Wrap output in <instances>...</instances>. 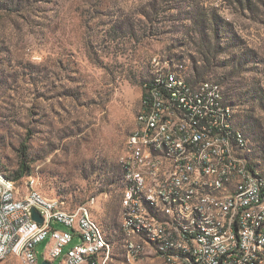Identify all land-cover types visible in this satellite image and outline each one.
Segmentation results:
<instances>
[{
  "label": "rangeland",
  "instance_id": "374dc122",
  "mask_svg": "<svg viewBox=\"0 0 264 264\" xmlns=\"http://www.w3.org/2000/svg\"><path fill=\"white\" fill-rule=\"evenodd\" d=\"M167 63L220 86L250 149L240 154L264 175V0H0V174L21 196L33 180L66 210L90 202L106 264H164L124 235L121 202L143 85ZM24 141L30 174L14 180ZM49 243L36 248L41 264ZM129 243L142 247L131 260Z\"/></svg>",
  "mask_w": 264,
  "mask_h": 264
},
{
  "label": "bare ground",
  "instance_id": "6f19581e",
  "mask_svg": "<svg viewBox=\"0 0 264 264\" xmlns=\"http://www.w3.org/2000/svg\"><path fill=\"white\" fill-rule=\"evenodd\" d=\"M167 81L171 82L173 93H180V85L186 83L171 69L169 63L156 70L153 88L163 87ZM210 92H217L218 97L216 105H211L212 116L220 119L219 128L223 132V137L230 141V143L221 142L222 154L233 155L234 149L239 158L247 164L248 172H243V164L240 160H233L231 164L222 162L221 155L211 156V168H221L223 176H216L215 182L201 185L200 194H193V202H201V195L213 196L210 204H201V210H196L195 206L185 208L179 202V196L163 193H156L154 196L151 192H140L142 203L138 206V216L145 217V223L133 214H125L123 228H132V234L142 238L143 243H148L164 264H188L194 261L195 253H201V247L232 245L234 228L243 214L246 197L258 190V181L264 183V175L252 169L240 154V152H249L250 149L242 133L233 128L231 112L223 104L220 88L210 85ZM146 99H149V95ZM154 105H157V98H150V103L144 105L142 122L141 118H137L136 131L132 133V140H129L132 151L129 168L136 172V177L146 178V188H155L158 181L176 182L178 170H173L174 160L171 159L188 156L193 148L191 128H185V124H180L179 114L163 112L162 117L157 121ZM150 129H153L151 133ZM165 129L170 140L154 145L148 150L149 133L151 141H158L165 137ZM180 136H182V147L175 149L176 144H180ZM130 169H126V195H134ZM188 172H196V165H188ZM240 183L246 184L241 186ZM135 188H142V181H135ZM0 190H4L2 181H0ZM40 196L46 202H56L44 198L41 194ZM123 204L124 198L122 208ZM85 219L92 229L88 230V237L100 240L96 242V249H103L96 264H106L109 245L103 230L92 218L90 209L85 211ZM76 223L84 224V214H76ZM159 224L164 225V232L169 239L160 235ZM263 230L264 221H254L253 233L249 236V255L258 257L263 262L255 263V258H241L236 260L235 264H264V233H260ZM7 236L8 227H3V221H0V251H4L8 244ZM186 236H189V239ZM133 237L135 236H130L129 239ZM128 247L129 255L135 254V258L142 248L134 246L133 243H129Z\"/></svg>",
  "mask_w": 264,
  "mask_h": 264
},
{
  "label": "built area",
  "instance_id": "2783aa9c",
  "mask_svg": "<svg viewBox=\"0 0 264 264\" xmlns=\"http://www.w3.org/2000/svg\"><path fill=\"white\" fill-rule=\"evenodd\" d=\"M210 85H217L212 81H203L198 85L185 83L180 85V93L172 92V84L167 81L163 87H143V92H149V99L142 102L137 118H141L144 105L150 103V98H157L155 118L157 121L163 112H176L180 116V124L185 128H191L193 133V148L188 156H181L174 160L173 170H178L176 182L165 183L158 181L155 188H146V178L136 177V172L129 168V158L132 151L127 141L128 155L122 159V166L131 171V184L134 195H126L123 204V216L133 214L134 217L145 223V217L138 216L140 192H151L165 195L179 196V202L188 206H195L201 210V204H210L213 196L201 195V202H193V194H200V187L205 183L215 182L216 176H223L222 169L211 168V156L221 155L222 162L233 164V160H240L243 164V172H248L247 164L239 158L233 149V155H223L221 142L230 141L223 137L219 128V120L212 116L211 105L218 101L217 92H210ZM153 129H150V133ZM150 133L147 139V147L166 143L170 140L165 129V137L161 140L151 141ZM140 142V140H138ZM182 147L180 144L175 149ZM188 165H196V172H188ZM167 175V174H166ZM250 176V175H249ZM135 181H142V188H135ZM32 181L28 185V191L21 196L15 182L4 183V190H0V221L3 227H8V244L4 251H0V259L17 256L23 264H41L37 254V246L50 238V243L44 255V261L54 263L63 254L64 248L70 245L76 237L81 238V243L73 246L64 256L62 264H96L101 257L103 249H96L95 237H88V230H92L85 219V211L90 209V202L73 210H66L63 203L46 202L40 196V191L33 188ZM241 186L246 183H240ZM264 183L258 181V190L251 196L246 197L244 211L238 224L234 228L232 245L228 247H201V253H195V259L188 264H235L241 258H255V263L263 262L258 257L249 255V236L253 233L254 221H264ZM35 209L43 219L38 223L32 219L30 210ZM76 214H84V224L76 223ZM67 226V230L54 228L53 223ZM160 235H168L164 232V225L159 224ZM127 238L136 236L132 234V228L122 229ZM260 233H264L260 231ZM189 239V236H186ZM165 255V254H164ZM167 256V255H166ZM128 260L134 259L135 254L126 255ZM171 258V256H167Z\"/></svg>",
  "mask_w": 264,
  "mask_h": 264
},
{
  "label": "trees",
  "instance_id": "16d2710c",
  "mask_svg": "<svg viewBox=\"0 0 264 264\" xmlns=\"http://www.w3.org/2000/svg\"><path fill=\"white\" fill-rule=\"evenodd\" d=\"M170 65V64H169ZM170 67H171V69L179 76V77H181V78H183L184 80H185V82L186 83H190V84H192V85H195V83H196V80H199L202 76H203V73L200 75L199 74V76H198V78H196V79H191V80H188V79H186L185 78V76L184 75H182V73L181 72H179V71H177V69H175V68H173L171 65H170ZM154 83H155V76L151 79V80H149L148 82H146L144 85H146V87H148V88H153V85H154ZM144 85H143V87H144ZM216 86H218L219 88H220V86L219 85H216ZM220 90H221V88H220ZM222 92V91H221ZM147 95H149V92H143V98H142V102H144L145 101V99H146V97H147ZM25 142L26 141H24L23 143H22V145H21V148L19 149V156H20V159L22 160L21 162H20V166H19V168H18V170H17V176L16 177H14V180H18V179H20V178H22L23 176H25V175H28V174H30V168H29V166L26 164V163H24V160L27 158V146L25 145ZM122 170H123V184H124V189H123V197H122V200H123V198H124V196H125V192H126V186H127V183H126V169H125V167H123L122 166ZM1 171V170H0ZM0 173H2V171L0 172ZM0 181H2L3 183H10V182H14L13 180H10V179H5V177L3 176V175H1L0 174ZM122 203V202H121ZM123 209V208H122ZM91 213V212H90ZM96 221V220H95ZM122 229H124L123 228V226H122ZM125 235V234H124Z\"/></svg>",
  "mask_w": 264,
  "mask_h": 264
},
{
  "label": "water",
  "instance_id": "95a60500",
  "mask_svg": "<svg viewBox=\"0 0 264 264\" xmlns=\"http://www.w3.org/2000/svg\"><path fill=\"white\" fill-rule=\"evenodd\" d=\"M30 214H31V217L33 220H35L36 222H38L40 224L43 223L42 217L40 216V214L35 209H31ZM43 264H52V263H50L48 261H44Z\"/></svg>",
  "mask_w": 264,
  "mask_h": 264
}]
</instances>
